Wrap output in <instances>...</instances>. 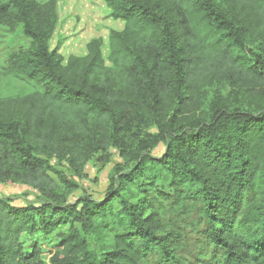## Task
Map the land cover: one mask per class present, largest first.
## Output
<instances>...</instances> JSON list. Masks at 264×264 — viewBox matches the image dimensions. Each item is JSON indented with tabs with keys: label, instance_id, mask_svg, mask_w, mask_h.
I'll return each mask as SVG.
<instances>
[{
	"label": "trees",
	"instance_id": "trees-1",
	"mask_svg": "<svg viewBox=\"0 0 264 264\" xmlns=\"http://www.w3.org/2000/svg\"><path fill=\"white\" fill-rule=\"evenodd\" d=\"M103 1L107 59L65 60L56 0H0L29 86L0 97V186L27 189L0 195V264H264V0ZM64 227L48 262L25 245Z\"/></svg>",
	"mask_w": 264,
	"mask_h": 264
},
{
	"label": "rangeland",
	"instance_id": "rangeland-1",
	"mask_svg": "<svg viewBox=\"0 0 264 264\" xmlns=\"http://www.w3.org/2000/svg\"><path fill=\"white\" fill-rule=\"evenodd\" d=\"M40 4L48 3L50 0H37ZM59 10V23L51 41V50L57 49L58 53L66 60L68 57L85 56L87 54V44L96 38L104 41L102 52L104 58L108 57V40L112 31H121L124 28L122 21H115L111 17V11L106 7L103 0H56ZM25 43L21 37L20 31L15 33L7 30L0 31V97L13 96L19 93L29 91V86L21 81L3 74L2 66L7 52ZM160 150L156 152L158 154ZM101 166L94 167L90 165L86 169V178L73 177V180L81 186L78 196L83 193L91 194L96 197L102 195L107 188L106 172L97 173ZM58 170L65 171L64 167H58ZM56 179V176L52 174ZM96 177H99V181ZM26 188L19 186L5 185L0 186V195L11 198L24 197ZM132 201H135V192L133 189L126 192ZM30 200V199H29ZM23 201V200H17ZM19 202V203H20ZM67 228H61L60 231L44 236L38 233L34 237H25L26 246L37 244L43 250L42 259L48 262L51 250L57 243L59 233H65ZM91 246L94 248L92 239Z\"/></svg>",
	"mask_w": 264,
	"mask_h": 264
}]
</instances>
